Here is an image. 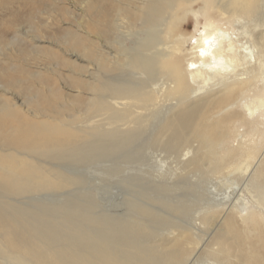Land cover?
<instances>
[{
	"label": "bare ground",
	"instance_id": "1",
	"mask_svg": "<svg viewBox=\"0 0 264 264\" xmlns=\"http://www.w3.org/2000/svg\"><path fill=\"white\" fill-rule=\"evenodd\" d=\"M11 1L0 0L3 20L16 16ZM69 3L83 14L53 37L81 66L54 51L45 70L68 67L86 99L24 86L25 73L42 84L43 75L13 58L0 69L28 107L0 98V264H264V0ZM16 37L0 35L22 56ZM103 155L151 159L125 181L152 176L144 197L195 217L132 199L120 220L33 197L76 191L87 180L63 163Z\"/></svg>",
	"mask_w": 264,
	"mask_h": 264
},
{
	"label": "rangeland",
	"instance_id": "2",
	"mask_svg": "<svg viewBox=\"0 0 264 264\" xmlns=\"http://www.w3.org/2000/svg\"><path fill=\"white\" fill-rule=\"evenodd\" d=\"M50 3H53V1L42 0V4H40V0H31L28 2H26L25 0H13L11 1L10 7L12 6V11L16 14V16L12 18H6V20L1 19V17L4 16L3 15L4 7L3 5H0V7H2L0 8V35L4 31L6 37L8 39L10 38L12 39L14 34H17L16 38L20 41H23V43L27 46L26 53L22 56L18 55L15 50H13L14 52L13 54H10L11 52L10 49L7 50L6 46L3 45L4 42H2L0 39V69H2L3 71L4 67L8 68L9 66L7 62H10L11 58H13L14 59L13 62L15 64H20L33 71H41V74L43 75V81L45 83L42 84L41 81H38L37 78H33L28 73H25L24 78L26 79V81L23 84L24 86L30 85L32 87H38L40 90L43 91L44 96H45V91L47 94L51 95V93L49 92V87L53 86L61 93L62 102L64 96L73 97L71 95H78L79 99L84 100L88 95L86 93H82L83 90H78L80 92H77L76 89L77 86L74 85L75 83L71 79L72 73L68 67H62L61 68L62 71L56 72V74L51 73V70L50 71L45 70V66H48L50 69H52V64L49 62V57L46 56L49 55L48 52H54V51L60 54L63 59H68L72 63H76L77 66H81V62L79 60H74L76 58L75 56L70 57V55H67V53L64 52L62 48H60L59 44L56 43L53 36L57 34L61 35L66 31V29L69 28L75 29L70 23L72 21H75L74 20L75 18L81 17L83 13H80L78 8H76L71 3H69V0L57 1V3L54 4L53 8H50L49 6ZM77 7H79V5ZM62 8H67V10L65 9L63 10ZM68 8L69 11L71 12L70 14L66 13L68 11ZM45 11L46 13H40ZM16 31H18V33H16ZM32 49L38 50L39 52L42 53V55H37V54L29 55L28 52L31 51ZM65 50H69V48ZM12 90L6 89L4 80L0 79V98H4V99L9 98L13 100L16 103V108L18 109V111L22 109L24 110L28 109V107L24 103L21 92L19 90L17 91L15 90L12 91ZM73 98L64 99V102L71 103V99ZM103 157L98 158L95 161L94 160L91 162L89 161L90 163L85 162L83 164H79L70 160H69L70 162L68 161V163L67 161L63 163L64 166H66L67 168L72 169L74 172L80 174L81 176L83 175V177L85 176L84 178L87 180V183L84 186L79 187L78 188L79 190L78 189L76 191L68 190L66 192L44 191L36 195H33V197H36L35 199L44 200V201L47 200L54 201V203L55 202L63 203L64 201H66V199H71L72 201L75 199V201L78 200L80 204L87 206H89L88 204L91 203L93 205V210L97 215L112 217L120 220L126 219L127 217L128 219L130 218L129 216H131L130 214H132L133 208L132 209L130 208V203L127 204V201L129 202V200L132 199L138 202L142 201L145 205L148 206L150 205L152 206L153 204L154 206L152 207L154 208L156 205V207L157 206L159 207L157 209H160L162 211L164 209L167 210L166 213L172 212L170 208H167L165 205H164L165 207L163 205H159V203L162 204V202L156 203L155 201H151L152 199L150 200L148 196L144 197L145 195L144 191L146 195L148 191H149L148 193L152 192L150 189L152 187L151 185H153L150 183L152 181V176L150 177L147 176L145 180L138 179L136 177L137 178L136 181L131 180L133 184L130 182V180H128L130 179L129 175L133 177L135 175L133 173L129 174V170L137 173V176L140 177L144 176L145 173L144 171L150 168V166L154 165L151 159L146 160L147 163L146 161L145 162L141 161L137 163L132 162L133 164L132 163L126 164L120 158H117L116 155H113V157H106L103 155ZM110 164L112 166L120 167V171L117 172L118 173L121 172V174H118L114 171V173L116 174L114 175L112 170L108 171L109 167L106 168V166ZM169 166L174 167L176 166V164L169 163ZM125 168H127L128 170ZM126 177L128 178L127 181H125ZM194 178L197 179V177L188 178V181L190 180L195 181ZM181 179L185 181V183H187L186 182L187 180L185 178H180V180ZM127 182L130 187H128ZM186 192H187L186 189H183L182 191H178V193H186ZM31 197L32 195L30 196V198L29 197L26 198H29L31 200L33 198ZM11 198L18 201L22 200V202H26V203L32 202V204L36 202L34 199H32L31 201H27L29 199L26 198L21 199L19 197L18 198L11 197ZM139 198L140 199L143 198L144 200L143 199L140 200ZM96 206L97 208H95ZM23 209L26 210L27 208H23ZM28 209L35 210L37 208H28ZM173 213L177 218H182L184 220L186 219V222H190L196 215L195 212L188 216H182L179 213L172 212V214ZM174 214L169 216L174 217ZM177 214L179 217L176 216ZM119 216L122 218H120ZM189 218L191 220H189Z\"/></svg>",
	"mask_w": 264,
	"mask_h": 264
}]
</instances>
